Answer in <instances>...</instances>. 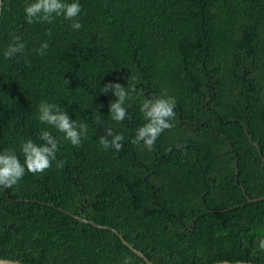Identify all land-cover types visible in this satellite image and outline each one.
Returning <instances> with one entry per match:
<instances>
[{
  "label": "trees",
  "instance_id": "1",
  "mask_svg": "<svg viewBox=\"0 0 264 264\" xmlns=\"http://www.w3.org/2000/svg\"><path fill=\"white\" fill-rule=\"evenodd\" d=\"M26 2L0 0V152L23 164L22 141L41 143V129L60 143L52 167L0 187V258L145 264L75 215L151 264H264V199L245 202L264 195V0H79V30L62 16L28 24ZM13 35L25 51L6 59ZM133 77L128 117L114 121L102 88ZM152 95L174 97L176 116L149 150L132 140ZM41 101L87 123L80 147L38 120ZM107 129L121 151L99 144Z\"/></svg>",
  "mask_w": 264,
  "mask_h": 264
},
{
  "label": "clouds",
  "instance_id": "2",
  "mask_svg": "<svg viewBox=\"0 0 264 264\" xmlns=\"http://www.w3.org/2000/svg\"><path fill=\"white\" fill-rule=\"evenodd\" d=\"M81 4L79 0H28L24 4L23 12L28 24L49 23L55 17L62 16L71 21L74 30L81 29L82 25L78 20L81 14ZM51 36V29L46 33ZM12 42L3 51L6 59L12 58L25 51V42L19 35L12 36ZM49 48L48 41L41 43L37 49L39 55L43 56ZM136 78L133 77L127 88L120 83H106L102 92L109 90L115 96V100L110 102L109 113L111 118L117 122H123L128 117L125 101L130 99V93L136 91ZM176 100L172 96L152 95L150 98L143 99L140 105V112L143 115L144 123L136 129L133 144H143L149 150L153 148L158 137L167 129L174 125ZM38 120L54 127L59 133L63 134V139L70 142L75 147H80L82 139L88 135L87 123L70 119L69 115L58 104L41 101L38 105ZM99 123V117L96 120ZM41 143H36L31 139L22 141L20 151L23 154L24 162L21 163L16 152L5 149L0 152V187L11 188L19 184L25 175V171L32 174L43 173L50 167L56 159L59 151L60 141L50 131L41 129L38 134ZM124 136L107 129L99 138V144L103 149L114 148L117 152L123 148ZM178 147H180L178 145ZM63 166L61 161H57L56 167ZM257 247L264 251V238H260ZM122 264H132L130 257H125Z\"/></svg>",
  "mask_w": 264,
  "mask_h": 264
},
{
  "label": "water",
  "instance_id": "3",
  "mask_svg": "<svg viewBox=\"0 0 264 264\" xmlns=\"http://www.w3.org/2000/svg\"><path fill=\"white\" fill-rule=\"evenodd\" d=\"M243 125V124H242ZM244 133L246 135V137L248 138V141L253 144V146L256 148V150L258 151L259 153V149L258 147L255 145V143H253L246 131L244 130ZM260 154V153H259ZM263 160V158H261ZM236 175H237V168L236 166L234 167V179L236 180ZM242 189V187H241ZM242 192L244 193L243 189H242ZM264 199V195L263 196H259V197H255V198H248L246 197V200L245 202L246 203H249V202H255L257 200H262ZM223 210H226V209H223ZM220 211V210H219ZM72 217H74L76 220L78 221H81V222H84V223H88L96 228H101V229H109L111 231H113L117 237L119 238V240L121 241V243L126 246L129 250H131L134 254H136L137 256H139L140 258H142V260L145 262V264H151L149 262V260L139 251L137 250L136 248L132 247L129 243H127L119 233H117L116 230H114L113 228L109 227V226H106V225H100V224H96L92 221H89L87 220L85 217L83 216H75V215H71ZM0 264H27V263H23V262H19V261H16V260H10V259H5V258H0ZM210 264H263V263H253V262H245V261H233V262H229V261H216V262H213V263H210Z\"/></svg>",
  "mask_w": 264,
  "mask_h": 264
}]
</instances>
